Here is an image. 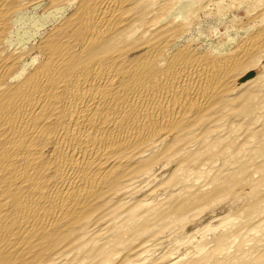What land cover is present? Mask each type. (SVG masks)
<instances>
[{"label":"bare ground","instance_id":"1","mask_svg":"<svg viewBox=\"0 0 264 264\" xmlns=\"http://www.w3.org/2000/svg\"><path fill=\"white\" fill-rule=\"evenodd\" d=\"M194 5L0 0V264H135L237 201L240 222L169 264H264V0H228L247 29L202 50Z\"/></svg>","mask_w":264,"mask_h":264},{"label":"rangeland","instance_id":"2","mask_svg":"<svg viewBox=\"0 0 264 264\" xmlns=\"http://www.w3.org/2000/svg\"><path fill=\"white\" fill-rule=\"evenodd\" d=\"M191 2H193L195 4L194 5L195 8L194 9L191 8L192 10H188L186 14L189 18L192 19V28H191L189 34L187 33L184 41L189 40L190 37L196 39L195 44L196 45L200 44V46H202L201 50L203 48L208 49L209 46H212V47L217 46V45H219L218 43H221L222 40H228L229 38H235L237 33L239 34L238 36H241V35H243L242 33L245 31V29H247V27L245 29H242L240 27V24L238 22H236V18L237 17L239 18L240 16L243 15V8L242 7H239L237 9L231 8L230 6L226 5V3L228 4V0H212L213 4H211V0H191ZM214 2L216 3V5ZM40 4L41 5L38 4L37 6L29 7L28 9H26V11H25L26 13L23 12V14H20L19 16L14 17L13 25L15 27L14 26L13 27H14L16 32H18L19 34L32 33V31L35 29V24L37 23V21L41 20L40 17H42L43 13L45 12L44 9H45L46 2H42ZM217 6H218V8H217ZM35 10H37V11H35ZM194 14H195V16H194ZM18 19H19L18 23H14ZM34 21H35V23H33ZM254 23L259 24V20L258 19L255 20ZM234 34H235V36H234ZM219 165H220V163H219ZM167 173H168L167 171L162 172V174L159 175V178L162 177L161 175H166ZM142 191H140L139 194L137 193L136 199L141 198L143 196L141 199H143V198L147 199L148 198L149 199L148 201H151L150 197H152L153 195L152 196H145L147 192L145 193L144 190H142ZM154 195L157 199H159V198L162 199L165 196L163 190H162V192H161V190L154 192ZM240 202L239 201H237V203L223 202V203L216 205V206H209L208 208L206 207V210L203 208L202 211L203 210L204 211L203 212L200 211V213L197 217H194L193 219L189 218V224H188V226H186V229H184V231H182L181 234H179L180 236L176 232L178 229L177 226L174 227V225H173L170 229H164V231H162V233L159 234L157 237V238H159V240L152 241V242L150 240V244L146 240L148 242V243L146 242V246H148V249L154 248L153 251L150 249L151 255L147 254V253H149L148 249L146 250V252L141 251L139 254H137L135 257H133V260L135 259L134 261L136 262V263L135 262L134 263L140 264V262L142 263L143 260L145 261V259L146 260L148 259L143 264H148L151 262H153V264L154 263L155 264H169V261L171 262V260L175 261L181 257H186V255L189 256L192 254H197V252H195V251H197V249L200 247V246H198L199 244L201 246H206V245L208 246V244H209L208 248L212 247L214 244L213 243L214 237L217 236V234H219L220 232L226 231L228 226H229V224L227 222L224 225L222 224V223H224V221H223L224 219L228 220V218H230V221H232V223H235V224L242 220V217L240 215V213H241L240 208H241L242 202L241 203ZM210 207H212L213 209ZM217 208H219V209H217ZM212 212L215 214H213ZM239 218H241V219H239ZM217 223H220V224H217ZM180 237H181V239H179ZM188 237H189V239H188ZM176 238H177V240L179 239L178 242H177ZM183 238L188 239L187 244H185L186 240H184ZM201 238H202V240H201ZM172 239L173 240L175 239V240L173 241ZM191 239H192V242L190 241ZM160 241H161V244H160ZM156 242H158V244H156ZM194 242H198V243L196 244ZM201 242H203V243H201ZM151 243H152V245H151ZM203 244H205V245H203ZM196 245H197V247H196ZM193 248H195L194 249L195 251L193 250ZM190 253H192V254H190ZM141 254H143V255H141ZM138 255L141 256L140 260H138V258H139ZM121 256L122 255H120V254L115 255L113 258V260L115 259L114 262L116 263ZM137 256H138V258L136 259ZM165 256L167 258V262H165V260H166V258L164 259ZM149 257H150V259H149ZM155 257H157V258H155ZM161 260H163L164 262ZM157 262H159V263H157ZM61 264H64V263H61Z\"/></svg>","mask_w":264,"mask_h":264},{"label":"water","instance_id":"3","mask_svg":"<svg viewBox=\"0 0 264 264\" xmlns=\"http://www.w3.org/2000/svg\"><path fill=\"white\" fill-rule=\"evenodd\" d=\"M251 75H252L251 72L246 73L242 78H240L239 82L249 78Z\"/></svg>","mask_w":264,"mask_h":264}]
</instances>
